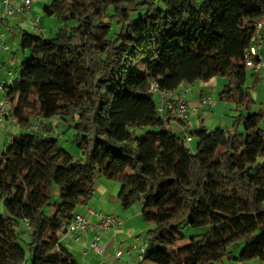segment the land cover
<instances>
[{
    "label": "trees",
    "instance_id": "obj_1",
    "mask_svg": "<svg viewBox=\"0 0 264 264\" xmlns=\"http://www.w3.org/2000/svg\"><path fill=\"white\" fill-rule=\"evenodd\" d=\"M42 11L63 25L52 37L22 30L9 116L21 127L58 117L82 158L55 133L21 131L0 151V264H27L26 251L31 264H78L60 237L99 176L120 184L123 209L141 203L143 260L263 261L264 130L244 55L264 0H51ZM212 78L226 79L220 96L237 114L230 129H195L191 150L148 88Z\"/></svg>",
    "mask_w": 264,
    "mask_h": 264
},
{
    "label": "crops",
    "instance_id": "obj_2",
    "mask_svg": "<svg viewBox=\"0 0 264 264\" xmlns=\"http://www.w3.org/2000/svg\"><path fill=\"white\" fill-rule=\"evenodd\" d=\"M2 1L3 0H0V8ZM50 1L51 0H32L31 7L28 12H26L24 15L16 13L15 18L10 19L6 22L10 26V30L9 32H6L0 39V46L6 43L10 46V48L7 50L3 48L0 49L1 81L6 79V73L9 69H14L18 71L19 65L21 63L19 61L21 60L22 55H19L18 52L14 51V45L17 42H20V35L22 30L31 31V29H26L27 27H31L28 19H30L34 15H37L39 17L40 24L41 15H44L42 7ZM14 3L19 4L20 0H15ZM262 53L264 54V46L262 49ZM22 54L24 58H26L28 52L26 50H22ZM259 79L261 80L260 82H264V71L262 72L261 77ZM225 80L224 78H212L205 83L199 82V84L197 85L198 90L190 95L188 94L187 96L188 106L192 114L195 112V110L199 109H201L202 115L206 113L202 101L206 98L211 97V91L219 87L223 89L227 82ZM165 83L168 87L171 86L170 80H166ZM1 96L2 94L0 92V98ZM219 99L223 98L219 95ZM240 110L242 112L244 111L242 108H240ZM231 111L236 112L234 108L231 109ZM230 117L232 121L233 116ZM199 119V122H197L196 124H194V122L191 120L193 128L196 125L195 129H199L201 131L212 130L211 127L208 128L206 126L205 118L200 116ZM47 123L50 126L54 125L56 129H59V125L61 124L59 123V120L55 118L48 119ZM166 126L172 132L181 135V126L177 121L171 120L167 123ZM21 131H24V128L21 127L11 116H7L4 121L0 122V151L3 150L8 143H10L13 136L20 133ZM193 141H195L194 138L192 142ZM115 183L111 182L105 177H97L94 182V189L91 198L84 205L79 206L77 209V212H80L82 214H86L88 209H96L103 212L111 213L122 219L123 224L120 227L116 229H111L101 235L99 242L103 246L102 252L96 253L89 249V244L94 235V231L92 229L89 230L87 236L81 242H75L70 234L65 233L60 237V244L64 248H66L70 254L73 255L78 264H154L153 262L148 260L138 261L137 250L128 252V249L131 245H133L134 243L140 245L138 241L147 240L148 238L142 237L140 236V234H137L138 229L143 228V225L140 220L141 211L138 210L136 213H133L134 211L124 210L121 208V205L117 199L120 184L118 185V183ZM140 205L141 203L139 204V207ZM136 238L138 239L137 241ZM118 252H120V258L117 257ZM234 253L238 254L236 252ZM227 264H264V260L260 261L258 259H255L251 263L232 260Z\"/></svg>",
    "mask_w": 264,
    "mask_h": 264
},
{
    "label": "built area",
    "instance_id": "obj_3",
    "mask_svg": "<svg viewBox=\"0 0 264 264\" xmlns=\"http://www.w3.org/2000/svg\"><path fill=\"white\" fill-rule=\"evenodd\" d=\"M15 0H3L0 8V39L6 32H9L10 26L6 23L10 19L15 18L16 13L24 15L30 10L32 0H20L19 4L14 3ZM31 32L36 34H44V29L39 24V17L34 15L29 19ZM264 46V31L263 23L256 22L254 25V32L251 37V43L245 50L244 62L245 66L249 68L254 77H261L264 70V54L262 49ZM9 49L10 46L4 43L0 49ZM18 83V71L9 69L6 73V79L0 80V122L11 115L13 112V104L6 96L8 84ZM190 91V85L181 82L173 89H163L156 81L150 82L148 92L157 96L158 113L164 120L177 121L181 126V136L185 143H190L193 140L192 123L190 121V108L188 106L187 96ZM203 104H211L210 98H206ZM53 118H57L54 116ZM48 119L37 118L23 127L24 131L45 133L48 136L56 133L55 126L47 130ZM123 224L119 217L96 209H88L86 214L75 212L69 224L65 228V232L70 234L75 242H81L88 234L89 230L94 231L93 238L89 244V249L101 253L103 246L99 240L101 235L111 229H116ZM28 228V225L26 223ZM138 239L136 238V241ZM140 245L134 243L128 249V252L137 250V260H143V252L147 246V240L138 241ZM120 258V252L117 253Z\"/></svg>",
    "mask_w": 264,
    "mask_h": 264
},
{
    "label": "rangeland",
    "instance_id": "obj_4",
    "mask_svg": "<svg viewBox=\"0 0 264 264\" xmlns=\"http://www.w3.org/2000/svg\"><path fill=\"white\" fill-rule=\"evenodd\" d=\"M41 6H42V4H41ZM62 25H63V23L53 16L48 17V16L41 15L40 26L41 27L43 26V28L45 29V33L43 34L44 37H52L54 35V33L57 31V29L59 27H61ZM26 29L29 30L31 28L27 27ZM14 48H15L14 49L15 52H18L19 55H22L21 60L19 59L20 60L19 62H21L23 60L24 56L22 54V49L20 48V42L15 43ZM218 79H221V78H218ZM253 79H254V76H253L251 70L248 68L246 70L245 86L250 87L249 88L250 96L253 99L252 105L250 107V111L251 112H253V111L254 112H262V119L260 121L259 126H260V128H262L264 130V82H260L261 80L257 79V81L254 82V84H253ZM219 81H221V80H219ZM198 84H199V81H195L194 83L190 84V91L188 92L189 95L198 90L197 89ZM221 90H222V88L219 87V88L211 91V93H210L211 104L210 105H208V104L203 105L204 109L206 110V113L204 115H202L201 109L195 110V112L193 114L190 111V121L192 120L194 122V124H196L197 122H199L200 116H202L203 118H205V123H206V126L208 128L211 127L213 129L217 126H220L222 128L230 129L232 127V121L230 119L231 118L230 116H235L237 114V112H235V111L233 112V111H231V109H233V108L235 109L236 107L232 102L226 101L225 99H219V95H220ZM154 99L157 100L156 95H154ZM243 112L245 113L246 111H243ZM55 119H58L59 123H61L59 125V129H56L55 134L59 135V140H60L62 147L67 152L70 153L72 158H74V159L82 158L81 150L78 148L77 143L74 140L73 131L72 130L64 131L65 125L62 122H60V119L58 117ZM195 126L193 128V125H192V128H191L192 131L195 130ZM48 127L50 128L51 126L48 125ZM240 128L243 129V126H240ZM58 131L60 133H58ZM193 138L195 139L194 134H193ZM186 144L188 145V147L191 150H193L194 145L196 143H195V141H193L192 143H186ZM111 182H113V181H111ZM113 183H115V182H113ZM118 185H119V183H118ZM139 204H140V202H137V203L133 204L131 207H129L128 209H124V210L134 211L133 213H136L138 210L141 211V205L139 207ZM51 212H53V209L51 210ZM141 217L142 216H140V220H141V223L143 225V228L138 229L137 234H140V236H142V237L149 238V232L148 231H149V229L152 228V226L150 224L144 222ZM19 229H20V234H21L22 238L27 239V231H28L27 226L25 224L21 223ZM199 229L202 230V228H199ZM187 232H191V229H188ZM182 244H187V240L183 241ZM240 248L241 247L236 248L234 250V252L239 253ZM145 261H147V260H145ZM252 261H254V260L246 261V262L251 263ZM26 262H27V264H31V257H30V254L28 251H26Z\"/></svg>",
    "mask_w": 264,
    "mask_h": 264
}]
</instances>
